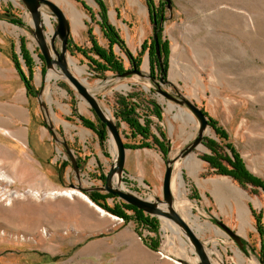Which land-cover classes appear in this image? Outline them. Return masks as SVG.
<instances>
[{
	"label": "rangeland",
	"instance_id": "1",
	"mask_svg": "<svg viewBox=\"0 0 264 264\" xmlns=\"http://www.w3.org/2000/svg\"><path fill=\"white\" fill-rule=\"evenodd\" d=\"M47 1L65 13L63 3ZM66 1L83 16L76 30L65 16L69 24L67 58L83 69L75 77L92 88L99 105L115 118L123 144L130 147L126 148L127 167L120 188L141 198H160L164 152L150 145L151 138L164 151L168 146L171 154L177 153L194 138L196 130L189 140L179 138L181 123L173 115L182 109L195 123L196 119L188 109L160 97L155 91V79L151 83L146 78L120 79L110 71L96 72L88 60L98 62V59L87 53L91 40L107 50L101 34V26H106L117 41L110 51L121 60L123 71L130 69V56L139 70L146 63L144 74L153 77L154 71L156 75L152 56L143 49L150 45L154 53L152 25L156 22L150 19V3L147 0ZM169 1L168 9L164 0L150 1L156 13L162 9L158 53L168 81L162 89L190 101L208 120L202 143L198 145L202 150L196 148L189 154L198 161L197 168L188 171L183 159L176 163L174 178L179 174L187 206L199 225L209 227L197 231L194 223L184 219L207 248L217 250V257L225 264H240V258L244 264L253 261L260 264L255 256L259 255L260 236L254 216H260L264 230L263 191L250 184L240 185L228 175L215 174L204 159L213 155L207 147L213 143L215 151L222 152L228 160L235 155L251 177L264 185V0ZM10 16L19 19L24 28L10 23ZM0 21L4 22L1 28L6 29L3 34L10 35L7 31H11L15 36L14 59L22 74L27 73L21 66L22 56L28 54L32 62V92L43 87L41 96L47 109L46 112L40 109L39 102L31 95L38 128L30 125L27 144L25 140L17 142L0 135V264H179L161 256L160 250L167 256L191 262L189 249L170 224L166 225L170 230L164 233L157 222V232L153 234L137 227L129 219L130 212H126L129 217L124 221L89 200V193L106 195L89 190L102 187L100 176L104 178L110 167L109 138L100 143L96 116L64 81L56 80L58 88L65 93L59 98L62 108L48 103L43 96L44 65L26 31L31 28L30 18L16 1L0 0ZM50 21L53 29L55 22ZM48 31L46 28L47 34ZM172 61L175 69L171 72ZM68 67L71 70L69 64ZM126 97L136 106L139 123L149 121L148 140L130 138L127 126L116 118L117 104ZM148 102L153 103L159 118L150 112ZM170 106L173 109L167 112ZM86 122L91 127H86ZM46 125L51 127L56 140ZM191 127L192 124H187L183 128L190 132ZM62 143L76 165V174ZM219 164L230 169L223 161ZM61 191L79 194L70 197L54 194ZM33 192L34 197L29 195ZM80 194L105 215L89 206ZM117 203L121 201L116 198L106 200L108 207ZM211 219L243 239L247 244L245 250H239ZM146 241L156 242L157 248L150 250Z\"/></svg>",
	"mask_w": 264,
	"mask_h": 264
},
{
	"label": "water",
	"instance_id": "2",
	"mask_svg": "<svg viewBox=\"0 0 264 264\" xmlns=\"http://www.w3.org/2000/svg\"><path fill=\"white\" fill-rule=\"evenodd\" d=\"M14 1H16L23 9L24 14L28 15L30 18L31 28L27 29L26 31L31 35L33 42L38 49L40 58L42 59L44 65L43 76L49 72H53L58 76V80L64 81L75 92L76 96L89 106L96 116L98 122L103 126L106 134V140L107 138H110L114 145L116 154L115 159L113 160L112 157L110 167L107 170V173L104 175L102 187L92 188L89 191L105 192L112 198L120 200L122 204L131 206L136 210L141 211L144 215L154 218L157 222H159L164 233H168L169 230H167L166 225L170 224L174 229V233L180 235L181 240L184 242V246L189 249L191 262L182 261L175 256H167L160 250L158 253L161 256L174 260L179 264H225L213 253L211 248H207L204 242L196 237L194 232L187 225V222L176 209L183 200L187 206V200L183 199L178 201L174 197L171 188L172 179L175 176L174 168L176 163L185 159L190 153L193 152V150L198 147V145L201 144L204 132L208 126L206 117L194 104L178 94L167 93L162 89L163 86L168 85V81L165 78L166 71L164 72L162 69L158 53L157 31L160 25L158 24L156 26L154 23L152 25V45L159 67L157 78L154 76H149L148 74H144V72L134 66H132L130 70L123 71L122 73L115 74L114 76L120 79L127 77L146 78L151 83L156 80L157 82H154L156 93L165 100L188 109L197 121L196 134L188 144L182 147L177 153L173 154H171L169 147H166L164 155V171L160 189L161 196L160 198L153 196L150 200L146 197L141 198L131 193H125L120 188V179L125 173L127 167L126 148L124 147V144L117 132V122L115 118L111 117V115L99 105L98 100L92 94L91 89L78 80L70 72L66 48L69 34V24L65 15L57 6L47 0ZM164 2L166 9H168L170 1L164 0ZM44 7H46L47 10H45ZM43 13H45L49 19H52L55 22L50 34L45 32L46 26L44 25L42 19ZM160 22H162V19ZM19 27L24 28L23 24ZM42 88L40 87L39 92H33L32 94L34 99L39 102L40 109L46 112V104L44 103L41 96L43 90ZM108 114L110 115L109 117L107 116ZM46 129L51 134L52 139L56 140L51 127L46 125ZM62 146L65 153L68 155L72 169L76 174V165L64 143H62ZM76 189L86 191L79 187ZM211 222L219 227L224 235H226L239 250H245L247 244L243 239L224 226L221 222L213 219H211ZM173 229L171 228V230ZM220 242H222V240H220ZM253 253L255 254L254 250ZM255 256L259 263L263 264L260 256ZM211 257L215 258V262L211 260Z\"/></svg>",
	"mask_w": 264,
	"mask_h": 264
},
{
	"label": "trees",
	"instance_id": "3",
	"mask_svg": "<svg viewBox=\"0 0 264 264\" xmlns=\"http://www.w3.org/2000/svg\"><path fill=\"white\" fill-rule=\"evenodd\" d=\"M150 1L151 0H147V2H149L150 6H151L152 4ZM8 20L10 23H12L14 25H17V26L22 25L20 20L14 16H10ZM101 27H102V30H101L102 37L107 42V50H105V51L102 50L100 47H98L95 44V42H93L91 40V48L87 53L91 52L98 59V62L90 61V60H88V62L94 68V70L96 72H99V73L104 72V71H110V72H113L115 74L122 73L123 70H122L121 60H118L115 57V55L112 53V51H110L111 45L117 43V41L114 37V34L112 33V31L108 27H106V26H101ZM68 46L69 45L67 42V47ZM143 49H145L149 52V54L152 56V59L154 61V57L151 53V46L146 45L143 47ZM24 54H26V55L22 56V58H23L22 60H23L24 66H25L26 71H27L26 77L20 72V68L17 65L15 59L12 58V60H13L15 68L17 69V71L20 74V77L23 81V84H24L26 91L28 92L29 96H31L33 93L31 85H30V75L32 72L31 71L32 62H31L30 58H28V54L27 53H24ZM81 54L85 55V53H83V52ZM128 60H129L130 64L133 63L137 67V63L130 56H128ZM162 67H163V71L165 72L166 69H165L164 62H162ZM117 105H118V108L116 111V118L118 120H120V122H123L127 126L128 130H129V137L130 138L139 137L141 141H145V140H148L149 138H151V134L149 132V121L144 120L143 124L139 123V121H138L139 116L136 113V106L132 102H130V97L121 98ZM147 105H149L150 112L154 115V117L159 118V114L157 113V110H155L153 103L148 102ZM202 114H203V112H202ZM87 125L88 126L90 125V127H91L92 124L87 123L86 127H87ZM97 129H98V132H97L98 139L100 140V143H102L103 140L106 139L105 130L100 123L97 126ZM150 145H153V146L158 147V148L160 147V149L163 150L162 152H164V155H165V151L162 148L161 144L157 145L156 141L152 140V138H151V144ZM124 147L128 148V149L130 148L129 145H127V144H124ZM207 147L209 148V150L212 151L213 155L205 158L204 161L208 164V166L210 168L214 169L215 174L228 175L234 181H236V183H238L240 185L250 184V185H253L255 187H259L264 192V185L261 183V181L251 177V175L245 170L243 164L240 163V161L236 158L235 155L232 156V159L228 160V159H226V157H223L222 152L215 151L213 149V143H208ZM220 161L225 162L226 165L228 167H230V169H227V168H225V166H222V164H219ZM100 179L102 181H104L103 176L102 177L100 176ZM88 198L94 205H96L100 209L106 211L107 213H109L113 216H116L120 219H123L124 221L127 220V217H129V216H127L126 212H130L131 214H130L129 219L132 220L136 224L137 227L144 228L148 232L156 234L157 227H158L157 221L154 218H150V217L144 215L141 211H138L131 206L123 205L121 203L113 204L112 207H108L106 204V200L108 198H112V197L110 195H107V194L102 195V194H98V193H89ZM253 214H254V212H253ZM254 217L256 220L257 232H258V234L262 240L263 248L261 251L260 258H261L262 263L264 264V230H263V227L261 225L260 216H254ZM145 245L150 250H155L157 248L156 242L146 241Z\"/></svg>",
	"mask_w": 264,
	"mask_h": 264
},
{
	"label": "crops",
	"instance_id": "4",
	"mask_svg": "<svg viewBox=\"0 0 264 264\" xmlns=\"http://www.w3.org/2000/svg\"><path fill=\"white\" fill-rule=\"evenodd\" d=\"M1 25L4 22L0 21V135L27 144L30 125L36 126V108L12 60L15 36L11 31H7L10 35L3 34L6 29ZM21 66L26 71L23 63Z\"/></svg>",
	"mask_w": 264,
	"mask_h": 264
},
{
	"label": "bare ground",
	"instance_id": "5",
	"mask_svg": "<svg viewBox=\"0 0 264 264\" xmlns=\"http://www.w3.org/2000/svg\"><path fill=\"white\" fill-rule=\"evenodd\" d=\"M50 1L54 2L56 5L62 4V3L64 4L65 13L63 12V14L65 16H67V17L70 18L74 30L78 29L81 26V24H82L81 18L83 16L77 11V9L71 3H69L66 0H50ZM141 10L142 11H145L144 10V7L141 6ZM42 19H43L44 25L49 30L48 31V34H50L52 32V27H51V21H50L49 17L45 13H43L42 14ZM173 59H174V57H173ZM68 64H69V66L71 68L70 72L72 73V75L78 76V75H80V74L83 73V69L80 68L79 66H77L74 61L68 59ZM174 66H175V61H172L171 72H172L173 69H175ZM146 68H147V65L145 63V65L143 66V69L141 71L142 72H145ZM56 80H58V76L55 73L49 72V73L46 74V79H45L46 86H45V89H44L43 96L46 98V100L48 101V103H55L59 108H62V105L59 102V98L64 97L65 93H64V91H62V90H60L58 88V86L56 85ZM38 82H39V79H38ZM53 96H56V100L53 99ZM172 109H173V107L170 106L168 108L167 112H170ZM107 116L109 117L110 115L108 114ZM173 119L174 120H178L181 123L179 138L185 137L186 139L184 141H186V140L191 139L194 136V132L196 130V124L197 123H195L194 119L192 118V116L189 113L183 111L182 109H179L178 112H177V114H174L173 115ZM187 124H192L191 131L190 132L185 131V129L183 128ZM64 125H65L66 128L69 127L67 124H64ZM170 130H172V126L171 125H170ZM197 148H199L200 151L202 150L201 147H197ZM109 149H110V151L112 153V157H113V160H114L116 154H115L114 145H113V143H112V141H111L110 138H109ZM183 164H184V167L188 171L192 170V172H193V170L196 169L197 166H198V161H196L194 159V157L188 155L184 159ZM191 174H193V173H191ZM228 185L231 188H233L229 183H228ZM171 188H173L174 197L178 201H181V200L185 199V197H184L185 194L183 192V185H182V181H181V178H180L179 174H177L176 177L172 179ZM121 190H123V189L121 188ZM124 192L125 193H128L125 190H124ZM237 192H239V191H237ZM54 194L56 196H58V195H65L67 197H70L71 194L78 195L79 193H77L75 191H61V192H58V193L54 192ZM29 195H31V196L34 197V196H36V193H34V192L33 193H29ZM79 196H81L88 203V205L91 206V207H93L100 215H105L103 211H101L97 207L93 206L83 195L80 194ZM176 209L181 214V216L183 217V219L185 217L186 219H188L192 223H194V225L197 228V231L198 230L199 231H204V228L205 227H209V225H207V226L206 225H203V224H200L199 225L198 218L197 217H194L192 215L191 207L186 206L184 200L182 202H180V205H178ZM166 227H167V230H170L169 226H166ZM215 249H216V247H215ZM213 253L216 256L218 254L217 250L213 251ZM239 262H240V264H244L245 263L244 259H241V258L239 259ZM252 264H257V263L255 261H253Z\"/></svg>",
	"mask_w": 264,
	"mask_h": 264
},
{
	"label": "flooded vegetation",
	"instance_id": "6",
	"mask_svg": "<svg viewBox=\"0 0 264 264\" xmlns=\"http://www.w3.org/2000/svg\"><path fill=\"white\" fill-rule=\"evenodd\" d=\"M150 19L154 22H156V26L159 24V25H161V23L162 22H160V20L162 19V21H163V17H162V9L160 8V11H157V13H156V10H155V8L153 7V5H151V8H150ZM158 20H157V19ZM153 27V26H152ZM159 31V30H158ZM158 31H157V33H158ZM68 36H69V34H68ZM67 42H68V38H67ZM157 42H158V40H157ZM67 49H68V47H66ZM152 48H153V45H152ZM159 50H160V48H159V44H158V52H159ZM154 52V51H153ZM153 57H154V61L152 62V67H153V70H155L154 68H156L157 67V71H156V75H155V72L154 71H152L153 73H152V75H154V77H156L157 78V76H158V72H159V67H158V63H157V60H156V57H155V54L153 53ZM159 58H160V63H161V66H162V60H161V54L159 53ZM41 59V58H40ZM42 60V59H41ZM130 64V63H129ZM132 66H134V67H136L133 63H131L130 64V69H131V67ZM137 68V67H136ZM129 69V70H130ZM162 69H163V67H162ZM165 76H166V74H165ZM33 95V94H32ZM201 111V110H200ZM202 112V111H201ZM202 143V142H201ZM253 186V185H252ZM263 194H264V192H263ZM255 228H256V220H255ZM256 231H257V229H256ZM260 238V237H259ZM262 248H263V246H262V240H261V238H260V243H259V246H258V252H259V256H261V251H262Z\"/></svg>",
	"mask_w": 264,
	"mask_h": 264
}]
</instances>
